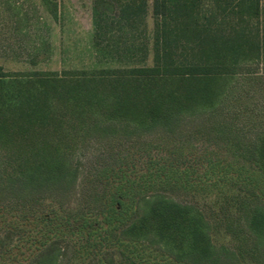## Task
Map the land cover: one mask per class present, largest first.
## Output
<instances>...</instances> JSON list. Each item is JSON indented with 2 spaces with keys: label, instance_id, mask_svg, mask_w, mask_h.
I'll return each mask as SVG.
<instances>
[{
  "label": "rangeland",
  "instance_id": "1",
  "mask_svg": "<svg viewBox=\"0 0 264 264\" xmlns=\"http://www.w3.org/2000/svg\"><path fill=\"white\" fill-rule=\"evenodd\" d=\"M116 1L0 0V66L70 75L152 66V0L146 23L131 35L148 50L136 62L95 33L94 13L116 17ZM257 24L264 36V0ZM228 80L217 108L169 125L146 129L100 116L88 134H75L81 124L71 121L60 149L52 129L6 141L0 135V264H182L159 246L121 236L141 201L156 195L204 215L217 252L207 264H264V244L248 222L254 208L264 211V175L254 157L264 138V53ZM221 129L226 137L216 136ZM45 167L64 169V179L39 186L7 178Z\"/></svg>",
  "mask_w": 264,
  "mask_h": 264
},
{
  "label": "trees",
  "instance_id": "2",
  "mask_svg": "<svg viewBox=\"0 0 264 264\" xmlns=\"http://www.w3.org/2000/svg\"><path fill=\"white\" fill-rule=\"evenodd\" d=\"M116 2V17L94 13V31L132 64L137 54L148 51L131 36L146 23L148 0ZM150 6L152 66L75 75L9 73L0 66V135L4 140L52 129L60 149L59 143L70 133L66 123L78 121L81 126L72 132L88 134L87 125L100 116L146 129L169 125L180 115L217 108L224 101L221 86L235 78L244 63L257 61L264 53V36L257 24L261 0H152ZM225 134L222 129L216 132L220 138ZM245 151L241 153L245 159L254 156ZM256 152L255 162L264 175V138ZM65 173L45 167L7 178L22 185L47 186L63 180ZM141 203L139 217L122 231L124 240L159 246L182 264H207L216 258L210 227L198 209L161 195ZM248 220L262 246V208H254Z\"/></svg>",
  "mask_w": 264,
  "mask_h": 264
}]
</instances>
